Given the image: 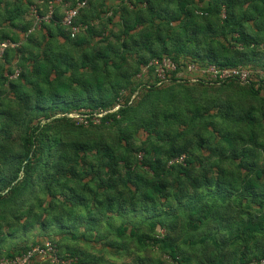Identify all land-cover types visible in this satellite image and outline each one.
Returning <instances> with one entry per match:
<instances>
[{"label": "trees", "instance_id": "trees-1", "mask_svg": "<svg viewBox=\"0 0 264 264\" xmlns=\"http://www.w3.org/2000/svg\"><path fill=\"white\" fill-rule=\"evenodd\" d=\"M2 1L0 259L45 238L73 264H105L73 245L99 241L135 264H262L264 0H89L73 37L58 9L28 32L30 0ZM190 64L248 79L191 83Z\"/></svg>", "mask_w": 264, "mask_h": 264}, {"label": "built area", "instance_id": "built-area-1", "mask_svg": "<svg viewBox=\"0 0 264 264\" xmlns=\"http://www.w3.org/2000/svg\"><path fill=\"white\" fill-rule=\"evenodd\" d=\"M86 1L87 0H79L76 2L75 6L73 8H68L62 18L61 24L68 28L70 31L71 37L74 35L80 33L82 30H84V27H82L79 24H76V19L79 16L80 12L86 7ZM51 14H49L46 19H49ZM7 44L5 43L3 47H6ZM149 67H154V77L158 80V85H162L164 83L168 82V78L170 75V72H173L177 69L176 64L170 61V59L163 57L160 61L155 60L148 64ZM200 68L197 64H190L186 67L184 74H187L191 71H197L201 74H204V77H208L206 80L208 82L216 79L225 80V79H231L236 78L241 83L247 82L248 79V71L244 68H234V69H227V70H216L215 67L212 66H205ZM142 73H146V69L142 70ZM136 93L132 96L131 99L135 98ZM120 103H116L115 107L111 111L107 112H95L91 114V121L93 124L99 123V118L103 115L116 111ZM90 115H87L89 117ZM70 117L78 118L79 121L83 122L85 125H87V121L84 120V117L82 115H76L71 114ZM181 161V159L179 160ZM56 250L54 248V245H52L50 242H45L43 245H36L29 250H27L25 253L21 254L20 256H15L12 259H3L0 261V264H39L41 261L43 262H49L50 264H60L58 258L56 257ZM41 260V261H39ZM264 264V262L262 263Z\"/></svg>", "mask_w": 264, "mask_h": 264}, {"label": "rangeland", "instance_id": "rangeland-1", "mask_svg": "<svg viewBox=\"0 0 264 264\" xmlns=\"http://www.w3.org/2000/svg\"><path fill=\"white\" fill-rule=\"evenodd\" d=\"M6 1L7 0H3L2 3L4 4ZM114 6L115 5H112L111 7L113 8ZM62 10L64 12L66 10V8L63 7ZM62 10H59L58 13H60V11H62ZM30 11H32L31 8H30ZM28 15L29 16L30 15L33 16V14H31V12ZM113 19H114L113 20L114 25H112V24L111 25H108L107 26L108 29H110L112 27L114 28V26L116 24L118 25V23L120 22L118 20L117 16L115 18H113ZM32 24H33V22H31V25ZM116 28L118 29V26ZM116 28H114V30H117ZM36 30H38V27H36L35 31ZM62 42H63L62 40L59 41V43H62ZM94 42H96V39L94 40ZM203 68L205 69L206 67L204 66ZM245 69H246V71L249 70L248 67H246ZM142 74L145 75L144 73H142ZM261 75H262L261 77L264 78V73H261ZM182 76H183L184 79L188 80L191 83L194 82V81H196V80H204L205 82H208L206 80L208 77H204V74H201L200 72H197V71H191V72H188L187 74H183ZM134 100L136 101V98ZM136 136H137V138H140L139 140H143L145 138V134L142 131H139ZM136 144H139V142L136 141ZM112 225H113V228H114V227L118 226V223L117 222H113ZM111 236H113V235L111 234ZM38 239L41 240V242L42 241L43 242H50V241L46 240L45 238H38ZM102 243H103V241H99L98 244H91V246H89V247H85L82 242H81V244H79V243H74L73 244L71 242V245L73 244V245H77V246H81V247L85 248L87 254L88 253H91L94 256L101 257L102 258V262H104L105 264H108V263L109 264H135L136 255L137 254L134 253V249H135L134 246H130L128 248V251H126V250L123 251L122 250V251H118V254H116L117 250L107 249L106 252L102 251V250H104L103 247H102V245H103ZM29 244H31V242L30 241H27V245H29ZM94 248H96L98 251L100 249V251L97 252V251L93 250ZM152 255L153 256L149 255V257L150 258H153V259H157V256H156L155 253H152ZM56 257L58 258L60 264H73L72 259H67L66 261H64V260H61V258L58 255H56ZM162 258L165 259L164 261H166L167 264H170V262L168 261V258L166 256H163ZM1 260L2 259H0V261ZM39 261H41V260H39ZM40 263H44V262L41 261Z\"/></svg>", "mask_w": 264, "mask_h": 264}, {"label": "crops", "instance_id": "crops-1", "mask_svg": "<svg viewBox=\"0 0 264 264\" xmlns=\"http://www.w3.org/2000/svg\"><path fill=\"white\" fill-rule=\"evenodd\" d=\"M7 1H9V0H7ZM10 1H12L11 4L15 3V0H10ZM67 1H69V2H66V0H30V6L28 8L27 7L25 8L27 10L25 12L26 14L24 15L23 19L28 20V17L29 18H30V16L32 17V15H30V16L28 15L31 12V11H29V9L32 6L37 8V10L40 13H45L49 10V7H51V6L54 9H58L57 11H59V10H62L63 7H66L67 5H70V3H74L77 0H67ZM91 1H93L94 3H97V2L101 3L102 2V0H91ZM22 3L24 5V0H22L21 4ZM119 3H120L119 0H106L105 1V4H107V6H109V7H111L112 5L116 6ZM0 7H2V5H0ZM60 13L63 14V10L60 11ZM35 37H36V35H35Z\"/></svg>", "mask_w": 264, "mask_h": 264}, {"label": "clouds", "instance_id": "clouds-1", "mask_svg": "<svg viewBox=\"0 0 264 264\" xmlns=\"http://www.w3.org/2000/svg\"><path fill=\"white\" fill-rule=\"evenodd\" d=\"M77 1H79V0H77ZM76 1V2H77ZM88 1L89 0H87L86 1V3L88 4ZM76 2H75V4H76ZM87 4H86V6H87ZM31 8V14H33V16L32 17H30L31 19H33V17H34V23H33V26L31 27V29L28 31V32H33L35 29H36V27H39L38 26V23H39V19L41 18V19H43L44 18V20H48V19H46V17L49 15V14H52L53 13V7L51 6V7H49V10L46 12V16H43V17H41L40 15H39V11L37 10V8H35V7H30ZM66 8V10L68 9L67 7H65ZM86 8V7H85ZM84 8V9H85ZM65 10V11H66ZM29 11H30V9H29ZM65 11L63 12V15H64V13H65ZM81 13V12H80ZM30 18H28V20H30ZM79 25H81V24H79ZM82 26V25H81ZM18 75V71H15V74L14 75H12L11 77L12 78H15L16 76ZM39 264H42V263H39Z\"/></svg>", "mask_w": 264, "mask_h": 264}]
</instances>
